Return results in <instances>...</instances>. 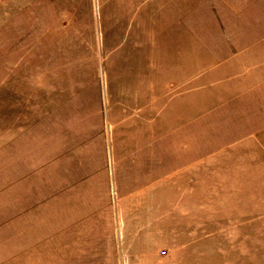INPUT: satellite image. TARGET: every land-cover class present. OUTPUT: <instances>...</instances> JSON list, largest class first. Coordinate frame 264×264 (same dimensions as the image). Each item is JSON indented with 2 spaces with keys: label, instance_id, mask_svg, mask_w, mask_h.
I'll use <instances>...</instances> for the list:
<instances>
[{
  "label": "rangeland",
  "instance_id": "obj_1",
  "mask_svg": "<svg viewBox=\"0 0 264 264\" xmlns=\"http://www.w3.org/2000/svg\"><path fill=\"white\" fill-rule=\"evenodd\" d=\"M0 264H264V0H0Z\"/></svg>",
  "mask_w": 264,
  "mask_h": 264
}]
</instances>
